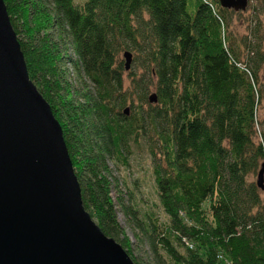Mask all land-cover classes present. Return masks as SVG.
Segmentation results:
<instances>
[{
	"label": "trees",
	"instance_id": "16d2710c",
	"mask_svg": "<svg viewBox=\"0 0 264 264\" xmlns=\"http://www.w3.org/2000/svg\"><path fill=\"white\" fill-rule=\"evenodd\" d=\"M252 1L251 36L239 38L220 0H5L84 206L136 264L119 211L149 234L155 264H264V189L251 179L264 164V0ZM130 49L142 72L128 70L126 88L119 57ZM144 140L167 223L145 224L110 166Z\"/></svg>",
	"mask_w": 264,
	"mask_h": 264
},
{
	"label": "water",
	"instance_id": "95a60500",
	"mask_svg": "<svg viewBox=\"0 0 264 264\" xmlns=\"http://www.w3.org/2000/svg\"><path fill=\"white\" fill-rule=\"evenodd\" d=\"M220 3L245 11L249 0ZM124 56L129 70L132 53ZM149 100L156 103L158 97L153 93ZM257 184L264 189V164ZM0 264H136L84 206L63 127L30 78L5 0H0Z\"/></svg>",
	"mask_w": 264,
	"mask_h": 264
},
{
	"label": "rangeland",
	"instance_id": "374dc122",
	"mask_svg": "<svg viewBox=\"0 0 264 264\" xmlns=\"http://www.w3.org/2000/svg\"><path fill=\"white\" fill-rule=\"evenodd\" d=\"M252 2V0H249L248 8L245 11L233 10L235 13H232L233 24L231 28L239 38L246 35L251 36V28L254 27V20L256 17L251 10ZM260 19L264 21L263 14L260 15ZM130 50L129 51L132 53L130 69L132 72L139 75L142 72V69L138 67L140 61L136 60V53L134 50ZM119 59L124 62V79L125 87L127 88L131 83V78L129 77L131 71L125 70L126 58L124 56V51L121 52ZM67 72L68 80L75 83L74 81L77 79L76 73L69 65L67 66ZM259 76V88L262 89L264 96V68L260 70ZM75 86H78V83ZM127 106H130V104ZM256 130L257 137L255 139L257 141H264V97L260 99L257 107ZM130 149L131 154L126 156V160L123 161L122 159H118L116 162L110 161L113 173L118 178L120 190L124 192L126 199L134 204L145 224L150 221L151 216H155L160 222L167 223L169 218L160 204L153 159L149 152V146L144 140L138 145L132 144ZM259 170L260 168L257 173L251 176V179L255 182L258 180ZM93 219L98 224L97 220L95 218ZM119 220L128 238L132 241L130 249L133 256L143 264H155V262H153V252L148 240L149 234L147 235L143 231L131 226L126 216L121 211H119ZM180 249L184 251L183 247H180ZM159 252L165 259L167 258V254L160 247Z\"/></svg>",
	"mask_w": 264,
	"mask_h": 264
},
{
	"label": "bare ground",
	"instance_id": "6f19581e",
	"mask_svg": "<svg viewBox=\"0 0 264 264\" xmlns=\"http://www.w3.org/2000/svg\"><path fill=\"white\" fill-rule=\"evenodd\" d=\"M154 92V91H153ZM259 173V172H258Z\"/></svg>",
	"mask_w": 264,
	"mask_h": 264
}]
</instances>
